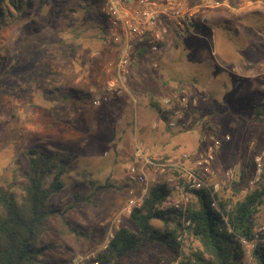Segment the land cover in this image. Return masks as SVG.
<instances>
[{
  "label": "rangeland",
  "instance_id": "rangeland-1",
  "mask_svg": "<svg viewBox=\"0 0 264 264\" xmlns=\"http://www.w3.org/2000/svg\"><path fill=\"white\" fill-rule=\"evenodd\" d=\"M40 1L34 0L33 9L26 7L24 17L17 13L6 18L7 27L0 25V188L12 186L22 195L27 154L33 149L76 157L69 162L72 173L64 178L65 188L51 204L79 234H67L60 218L52 219L41 241L50 247L46 258L51 264L92 261L108 249L112 229L135 231L127 204L131 192L139 196L145 188L128 180L137 144L151 161L164 158L188 165L184 156L203 159L213 146L211 138L220 140L214 160L200 176L205 188L233 206L264 184V120L251 114L255 103H264V0H216L217 7L196 10L194 24L205 28L179 34L170 27L162 50L147 55L146 68H131L130 94L107 97L97 108L91 100L105 66L116 57L102 0ZM225 22L238 28L237 37L222 39L217 27ZM217 69L218 74L209 77ZM233 75L242 82L231 84ZM76 90L78 100L66 98ZM174 93L187 104L166 106L165 99ZM151 103L162 105L171 122H176V107L181 109L177 126L165 127ZM261 111L264 118V108ZM151 170L146 168L148 189L169 179L182 182L177 186L185 181L181 173L155 175ZM229 172L233 175L227 176ZM90 181H109L122 190L103 191L93 204L70 208L75 193L91 192ZM178 202L186 207L196 200L189 192L176 191L172 203ZM256 219L255 232L264 235V205ZM180 241L185 254L199 248L186 236ZM162 254V248L147 245L115 264H160ZM245 264L257 262L252 255Z\"/></svg>",
  "mask_w": 264,
  "mask_h": 264
},
{
  "label": "trees",
  "instance_id": "trees-1",
  "mask_svg": "<svg viewBox=\"0 0 264 264\" xmlns=\"http://www.w3.org/2000/svg\"><path fill=\"white\" fill-rule=\"evenodd\" d=\"M27 1L26 6L24 0H0V25L7 27V17L11 18L19 13L18 16L22 18L26 7L33 9L34 0ZM47 2L48 0H41L40 4L45 5ZM11 6L16 13L10 9ZM203 28L204 25H189L186 33ZM217 30L224 41L237 37L239 33L238 28L227 22L222 23ZM160 48H163V43ZM151 53L147 41L136 42L132 58L137 55V62H131L132 70L137 69L138 64H142ZM215 71L210 73L209 77L216 76L218 69ZM241 79L238 75H233L229 81L231 84H238L242 82ZM226 86L227 83H224V92L228 89ZM77 94L76 90L71 97L66 98L78 100ZM212 97L215 98L216 95L212 93ZM151 107L168 128L171 115L169 116L158 103H151ZM263 108L262 102L253 105L251 114L256 120H264L261 117ZM27 156L22 195L18 196L12 186L0 188V264H51L46 258L50 247L42 245L41 241L48 235L51 221L55 217L60 218L67 234H79L71 226L65 213L51 204L52 199L61 195L65 188L64 178L72 173L69 162L76 157H65L62 151L38 149L29 151ZM174 174L179 175V172L171 171L168 175ZM179 183L182 182L166 181L149 188L142 208L134 209L130 213L135 231L121 228L107 250L99 253L94 260L83 264H115L147 245L162 248L160 264H245L243 240L256 242L253 258L257 264H264V235L255 232L257 214L259 208L264 205L263 183L234 206L220 199L210 188L187 190L195 197L196 202L178 209L176 204L172 203V197ZM90 186L91 192L87 196L75 193L70 208L82 203L93 204L94 197L103 191L122 190L109 181L104 184L90 181ZM214 203L217 204V209L213 207ZM155 223L161 226L157 227ZM182 236L197 241L199 248L190 255L185 254L180 241Z\"/></svg>",
  "mask_w": 264,
  "mask_h": 264
},
{
  "label": "built area",
  "instance_id": "built-area-1",
  "mask_svg": "<svg viewBox=\"0 0 264 264\" xmlns=\"http://www.w3.org/2000/svg\"><path fill=\"white\" fill-rule=\"evenodd\" d=\"M216 0H102L104 10L102 11L103 19L109 24L113 45L116 47V57L110 61L104 68L102 82L99 88L95 90V97L92 100L94 107L101 106V103L111 96H120L130 94L128 88V79L131 73L132 53L136 42L142 43L147 41L148 48L152 53H159L162 49L160 45L165 42L167 35L170 33V27L179 34L186 33L189 25H193L195 11L200 8L213 9L217 7ZM192 4H194L192 6ZM157 67V65H154ZM175 103L182 107L187 104V100L179 93H174L171 97L165 99L166 106H173ZM181 109H177L174 114L176 122H170L169 126L174 128L182 118ZM155 124L154 129L157 128ZM213 146L207 156L203 159L193 160L184 156L186 164H176L160 158L151 161L145 157L141 145L137 144L136 162L128 171V180L131 184L144 186L139 196L134 192L130 193L127 204V210L131 213L134 209H141L144 199L148 192L149 178L146 168H151L155 175L166 173L167 171H177L185 176L183 185L177 186L176 191L187 192L191 189L205 188L204 180L200 176V171L211 165L214 160V150L219 148L221 141L211 138ZM230 140L229 137L225 138ZM258 176L262 174L261 158H256ZM233 173H227L232 176ZM172 182L173 179H169ZM182 203H176V208L182 209ZM218 208L217 204H213ZM189 225V223H187ZM114 230V231H113ZM120 229H112L109 233L107 249L113 241L116 232ZM183 240V236L180 237ZM182 242V241H181ZM246 257H251L255 249V241H242Z\"/></svg>",
  "mask_w": 264,
  "mask_h": 264
},
{
  "label": "crops",
  "instance_id": "crops-1",
  "mask_svg": "<svg viewBox=\"0 0 264 264\" xmlns=\"http://www.w3.org/2000/svg\"><path fill=\"white\" fill-rule=\"evenodd\" d=\"M74 15H75V14H73V17H74ZM146 62H147V61L145 60V62L143 61V63L141 64V67L143 66L142 68H144V69L146 68V67H145ZM142 72H143V70H141V68H138V73H139L138 75L142 74ZM144 73H145V72H144ZM140 76H141V75H140Z\"/></svg>",
  "mask_w": 264,
  "mask_h": 264
}]
</instances>
